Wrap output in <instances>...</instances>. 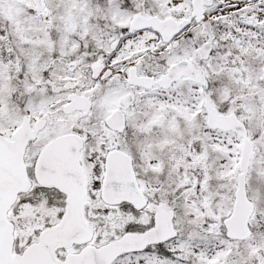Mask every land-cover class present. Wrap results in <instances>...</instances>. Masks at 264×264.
<instances>
[{"label":"snow or ice","instance_id":"1","mask_svg":"<svg viewBox=\"0 0 264 264\" xmlns=\"http://www.w3.org/2000/svg\"><path fill=\"white\" fill-rule=\"evenodd\" d=\"M0 264H264V0H0Z\"/></svg>","mask_w":264,"mask_h":264}]
</instances>
